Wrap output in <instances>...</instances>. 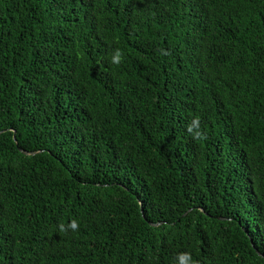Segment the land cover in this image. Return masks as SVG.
<instances>
[{"label":"trees","instance_id":"1","mask_svg":"<svg viewBox=\"0 0 264 264\" xmlns=\"http://www.w3.org/2000/svg\"><path fill=\"white\" fill-rule=\"evenodd\" d=\"M0 264H264V0H0Z\"/></svg>","mask_w":264,"mask_h":264},{"label":"clouds","instance_id":"2","mask_svg":"<svg viewBox=\"0 0 264 264\" xmlns=\"http://www.w3.org/2000/svg\"><path fill=\"white\" fill-rule=\"evenodd\" d=\"M73 227H75V225H73Z\"/></svg>","mask_w":264,"mask_h":264},{"label":"water","instance_id":"3","mask_svg":"<svg viewBox=\"0 0 264 264\" xmlns=\"http://www.w3.org/2000/svg\"><path fill=\"white\" fill-rule=\"evenodd\" d=\"M16 138V137H15Z\"/></svg>","mask_w":264,"mask_h":264}]
</instances>
